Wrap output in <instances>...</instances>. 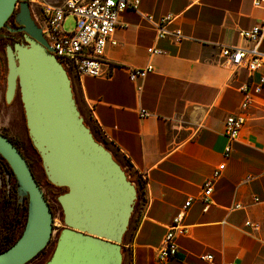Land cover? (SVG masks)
<instances>
[{
  "label": "crops",
  "instance_id": "crops-1",
  "mask_svg": "<svg viewBox=\"0 0 264 264\" xmlns=\"http://www.w3.org/2000/svg\"><path fill=\"white\" fill-rule=\"evenodd\" d=\"M167 15L168 28L184 36L180 41L157 37L152 20ZM261 23L264 0H139L137 9L121 13L116 44L105 48L110 76L72 83L89 129L146 177V206L132 211L121 240L123 264H159L175 215L222 162L207 207L197 200L188 207L176 230L177 252L165 264H264V205L252 200L264 199V90L242 137L229 157L223 154L224 119L241 101V87L257 82L262 70H234L219 52L243 43L239 31ZM149 47L164 52L150 54ZM148 64L153 69L144 77L129 78L128 68ZM235 202L243 208L229 210Z\"/></svg>",
  "mask_w": 264,
  "mask_h": 264
},
{
  "label": "water",
  "instance_id": "water-1",
  "mask_svg": "<svg viewBox=\"0 0 264 264\" xmlns=\"http://www.w3.org/2000/svg\"><path fill=\"white\" fill-rule=\"evenodd\" d=\"M11 15L15 28L6 22ZM2 27L23 36L22 42L5 46V102L18 90L45 176L66 189L57 197L63 227L44 264H121L120 244L133 211L135 186L84 122L71 80L33 20L27 0H0ZM0 154L16 178L20 213L26 208L23 231L0 251V264H24L50 241L53 215L26 159L1 132Z\"/></svg>",
  "mask_w": 264,
  "mask_h": 264
},
{
  "label": "built area",
  "instance_id": "built-area-1",
  "mask_svg": "<svg viewBox=\"0 0 264 264\" xmlns=\"http://www.w3.org/2000/svg\"><path fill=\"white\" fill-rule=\"evenodd\" d=\"M256 4V0H253ZM30 13L41 29V33L52 49V54L59 61L67 72L71 84L80 82L84 76L107 78L110 73L106 65L104 51L107 45H115L114 32L120 23V15L126 8L137 9L139 0H27ZM17 6V4H16ZM73 15L75 18L74 29L71 32H65L62 29V23L66 15ZM147 19L150 20L148 16ZM171 17L169 15L162 17L159 21H153L157 31V37H172L175 41H180L184 36L179 29L170 30L168 23ZM264 24H255L249 29L239 31L240 38L243 43L220 46V56L223 62L229 64L234 70L246 69L250 74L261 69V75L257 82L251 86L244 85L241 87L243 96L235 111L230 112L224 119L223 136L226 143L223 154L229 157L233 144L238 142L242 137V131L250 118V109L260 104L257 97L264 90V51L259 49L261 40L263 39ZM150 54H159L164 51L159 48L149 47ZM153 69L151 64L143 68H128V75L131 80L144 77L146 73ZM146 111H141L140 116L148 115ZM22 151V149H21ZM130 165V164H129ZM225 163L222 162L214 168L211 175L207 177L202 184L197 197H189L174 217L173 224L166 231L161 246L158 249L156 260L159 264H165L169 259L173 258L177 252L176 230L182 229L180 222L188 207L193 201H203L205 207L210 201V195L214 183L222 175ZM124 171L126 167L124 166ZM127 177H132L133 185L138 186L136 189V203L133 211L137 208L142 210L147 203L146 198V177L144 173L139 172L132 165L126 169ZM131 175V176H130ZM252 177L246 176L244 181L251 180ZM141 181V185L136 180ZM139 184V185H138ZM53 186V185H52ZM54 187H58L55 186ZM42 189V188H41ZM43 191V190H42ZM45 199L49 206L51 200L44 193ZM138 194V197H137ZM254 203H263L264 199L253 197ZM51 208V207H50ZM243 208L240 202H235L228 208L229 210H237ZM264 219V211H263ZM54 226V223H52ZM251 229L257 228L250 221L245 223ZM55 229L52 230V234ZM42 253L34 257L25 264L41 263L44 258ZM202 259L211 260V254L201 255ZM233 264V263H231Z\"/></svg>",
  "mask_w": 264,
  "mask_h": 264
},
{
  "label": "rangeland",
  "instance_id": "rangeland-1",
  "mask_svg": "<svg viewBox=\"0 0 264 264\" xmlns=\"http://www.w3.org/2000/svg\"><path fill=\"white\" fill-rule=\"evenodd\" d=\"M45 1V0H43ZM75 18L73 15H66L63 23L62 29L65 32H71L74 29ZM21 38V36H20ZM6 56H5V48L0 46V131L3 132L6 136L10 137L14 140L22 149V153L24 154L26 160L31 164L32 169L35 171L37 178H41V172L37 166V155L36 153L29 147V139L27 128L25 124V117L23 112L22 103L20 100L19 92L17 91L14 98L6 103L4 99V91L6 86ZM123 165L128 169L130 167L128 161H123ZM125 169V171H126ZM127 175V174H126ZM131 176V175H130ZM129 179V178H128ZM132 182V181H131ZM41 188L44 193L47 194L48 198L51 200V211L53 215V223L55 231L51 235V239L49 241L48 246L42 251V256L44 260L41 262L42 264L48 259V256L56 242L57 235L59 230L61 229L62 221L60 219L61 214V206L57 200L58 195L63 193L65 190L60 189L58 187H54L46 182L41 181ZM13 206L10 209H6L5 211V221L3 225L0 226V233L6 232L10 227V217L12 216ZM3 241L0 240V248L3 245ZM124 262L122 261L121 264ZM36 264V263H31Z\"/></svg>",
  "mask_w": 264,
  "mask_h": 264
},
{
  "label": "flooded vegetation",
  "instance_id": "flooded-vegetation-1",
  "mask_svg": "<svg viewBox=\"0 0 264 264\" xmlns=\"http://www.w3.org/2000/svg\"><path fill=\"white\" fill-rule=\"evenodd\" d=\"M7 24L8 26L13 27V28L18 26L16 25L15 22H11V21L8 22ZM4 28L5 27H2V29H0L1 30L0 34L4 33V30H3ZM21 35L22 34L20 32L18 33L11 32L10 43H13L14 41L22 42L20 38ZM17 91L18 90H16V92ZM18 198L19 197H18V192H17V184L10 170V166L7 164L5 159L0 155V226L3 225L5 221L6 209H10V207L13 206L12 216L10 217V224H9L10 227L8 228L6 232L4 231L0 233L1 241H3L6 233H9L10 231H16L20 227V219H19L20 214L18 213V203H19ZM62 227H63V224L61 225V228ZM39 264H42V263H39Z\"/></svg>",
  "mask_w": 264,
  "mask_h": 264
},
{
  "label": "trees",
  "instance_id": "trees-1",
  "mask_svg": "<svg viewBox=\"0 0 264 264\" xmlns=\"http://www.w3.org/2000/svg\"><path fill=\"white\" fill-rule=\"evenodd\" d=\"M14 22V18H13V15H11L10 17H9V19L6 21L7 23L8 22ZM15 28V27H14ZM0 29H2V28H0ZM4 30V33L3 34H0V46H3L4 48H5V46L7 45V44H11V45H13L14 43H16V42H19V41H14L13 43H10V38H11V32L7 29V28H4L3 29ZM1 31V30H0ZM16 33H18V32H16ZM22 34V33H21ZM21 40L23 41V36L21 35ZM91 131V130H90ZM92 132V131H91ZM3 134V133H2ZM5 135V134H4ZM92 135H93V137L97 140V141H99L100 143H103L104 145H105V147L106 148H108L107 146H106V143H105V141H103V140H101V139H99L93 132H92ZM6 136V135H5ZM7 138L8 139H10L11 141H12V143L20 150V152L22 153V151H21V147L14 141V140H12L10 137H8L7 136ZM28 139H29V147L36 153V155H37V166H38V168H39V170H40V172H41V178L40 179H38L37 178V175H36V173H35V171L32 169V167H31V164H29V162L27 161V163H28V165H29V167H30V169H31V171H32V173H33V175H34V178L36 179V181H37V183L39 184V185H41V181H43V182H46V183H48V184H50V185H53V184H51L48 180H47V178H46V176H45V173H44V170H43V167H42V164H41V159H40V157H39V154H38V152L35 150V148L33 147V145H32V143H31V141H30V138H29V136H28ZM109 149V148H108ZM110 150V149H109ZM111 151V150H110ZM112 152V151H111ZM1 155V154H0ZM22 155L24 156V154L22 153ZM112 155H113V157H114V159L120 164V166L122 167V168H124V165H123V163H122V161L121 160H119L118 158H117V156L112 152ZM24 158H25V156H24ZM26 159V158H25ZM6 161V160H5ZM7 162V161H6ZM8 164V163H7ZM9 165V164H8ZM10 170H11V168H10ZM11 172H12V170H11ZM12 174H13V172H12ZM13 176H14V174H13ZM14 179H15V182H16V184H17V181H16V178H15V176H14ZM129 180L130 181H135L132 177H129ZM137 181V183H139L140 185H141V181L139 182V179L138 180H136ZM138 184V185H139ZM54 186V185H53ZM41 187V186H40ZM58 188H60V189H62L63 188V190H66L64 187H58ZM136 189H137V193H138V186H136ZM45 197V196H44ZM137 197H138V194H137ZM26 197H24V201H23V204L25 205V207H26ZM135 203H136V199H135V202H134V206H135ZM21 203H18V213L20 214V216H19V219H20V227H19V229L18 230H16V231H10L9 233H6L5 234V236H4V239H3V245H2V247L0 248V251H3V250H5L6 248H8L9 246H11L18 238H19V236L21 235V233H22V231H23V228H24V225H25V221H26V208L24 209V212L23 213H20V207H21ZM133 206V207H134ZM60 219H61V221H62V224H63V216H62V212H61V214H60ZM48 244H49V242H48ZM48 244H47V246H48ZM55 245V244H54ZM46 246V247H47ZM45 247V248H46ZM45 248H43L36 256H38V255H40L41 253H42V251L45 249ZM53 248H54V246H53ZM53 248H52V250H51V252H50V254H49V256L51 255V253H52V251H53ZM121 251L123 252V249L121 248ZM49 256H48V258H49Z\"/></svg>",
  "mask_w": 264,
  "mask_h": 264
},
{
  "label": "bare ground",
  "instance_id": "bare-ground-1",
  "mask_svg": "<svg viewBox=\"0 0 264 264\" xmlns=\"http://www.w3.org/2000/svg\"><path fill=\"white\" fill-rule=\"evenodd\" d=\"M135 199H136V198H135ZM133 206H134V205H133ZM46 246H47V245H46ZM37 254H38V253H37ZM37 254H36V255H37ZM36 255H35V256H36ZM35 256H34V257H35ZM31 259H32V258H31ZM31 259H30V260H31ZM47 260H48V259H47ZM47 260H46V261H47ZM46 261H45V262H46ZM27 262H28V261H27Z\"/></svg>",
  "mask_w": 264,
  "mask_h": 264
}]
</instances>
